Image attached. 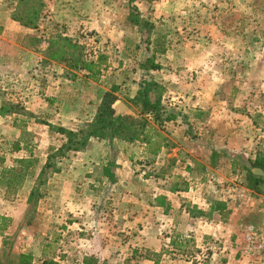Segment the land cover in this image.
Masks as SVG:
<instances>
[{"label": "rangeland", "instance_id": "1", "mask_svg": "<svg viewBox=\"0 0 264 264\" xmlns=\"http://www.w3.org/2000/svg\"><path fill=\"white\" fill-rule=\"evenodd\" d=\"M212 24L216 30H212ZM214 34L231 36L227 44L232 54L223 56L220 51L221 57L216 60L218 78L212 81L258 79L264 85V75L255 71L248 79L247 74L240 77L235 68L239 60L238 64L241 61L264 69V0H0V214L12 219L0 233V264H13L20 253L32 254L34 264L52 257L59 264H255L242 253L241 245L245 226L261 218L258 203L264 195V181L252 176L251 170L259 169L255 161L264 155V90L254 92L251 103L228 107L240 127L259 138L253 141L257 145L252 155L242 156L244 164L237 160L230 180L220 182L206 175L208 184L221 190L227 208L236 212L240 232L230 238V245L208 239L198 247L197 238H181L168 230L161 234L165 245L160 250L142 243L145 229L142 222H135L129 215L134 202L127 184L118 187L92 181L78 186L75 192L76 199H85L79 201L85 205L61 203L69 187L58 193L52 181L65 165H73L69 154L89 149L93 138L82 151L56 156L40 174L49 155L66 142L62 129L69 128L49 122L50 117L44 115L50 113L35 116L25 105L34 103L42 93V75L34 73L40 63L55 64L60 75L68 77L84 71L82 80L91 82L93 97L99 96L101 81L108 91H115L118 100H123L120 96L125 98L131 113L124 115L134 120L125 125L124 135H139L152 122L163 125L169 121L165 120L168 115L176 117L175 110L164 102L169 89L160 78L162 67L172 69L175 55L182 53L181 60L191 63L193 58L204 70L209 62L208 42H212ZM221 45L224 47L223 42ZM193 50L201 51V57L189 52ZM170 51L175 54L166 57ZM246 51L248 55L243 58ZM163 73L174 77L169 71ZM194 73L184 80L197 79ZM149 78L163 87L161 120L134 100L140 82ZM198 79L207 82L208 76ZM166 81L175 84L174 78ZM217 93L222 96L224 91ZM36 131L46 132L48 139L44 143L47 140L48 145L37 148L41 140ZM47 148L48 152L43 153ZM31 156L39 159L38 168L22 185L8 186L10 175H4L3 169L15 167L17 159ZM80 168L82 178L87 172ZM94 176L99 178V170Z\"/></svg>", "mask_w": 264, "mask_h": 264}, {"label": "crops", "instance_id": "2", "mask_svg": "<svg viewBox=\"0 0 264 264\" xmlns=\"http://www.w3.org/2000/svg\"><path fill=\"white\" fill-rule=\"evenodd\" d=\"M212 30H216L214 25ZM213 37L212 42H208L206 53L209 62L204 70L193 58L191 63L181 60L182 53L175 55L176 65L172 69L166 66L161 69L160 78L169 89L164 102L170 104L177 113L173 120L165 121L163 125L152 122L134 140L93 138L89 149L69 154L70 160L71 157L75 160L73 165H65L52 181L58 193L69 187V193L62 196L61 203L85 205L79 203L85 199L79 196L76 199L75 192L78 186L90 185L92 181L98 180L99 185L116 184L118 187L127 184L134 202L129 215L135 222H142L145 229L142 243L146 247L160 250L165 245L161 234L168 230H174L181 238H197L198 247L208 239L215 242L221 240L230 245V238L240 232L236 224V212L227 208L221 190L210 186L206 177L211 176L220 182L230 180L233 178L231 168L238 166L237 160L244 164L242 156L248 158L252 155L257 145L253 141L258 142L259 138L252 137L244 127H240L239 122L232 117L233 110L228 107L255 100L254 92L264 90V85L258 79L234 83L230 80L224 83L212 81L218 78L220 69L217 68L216 60L221 57L220 51L223 56L232 54L227 44L231 36L224 34L219 37L214 34ZM220 46L223 50H218ZM189 52L197 58L201 57V51ZM172 54L175 53L170 51L166 57ZM247 55L248 51L243 58ZM238 61L235 68L240 77L241 74H247L250 79V74L255 71L258 75H264L263 67L247 66L241 61L238 64ZM165 71L174 77H168L163 73ZM39 72L44 83L40 88L42 93L34 103L25 102L26 109L35 116L40 112L50 113L44 115L50 117L47 119L49 122L59 123L69 129H76L91 121L104 93L109 90L99 81V96L93 97L91 82L82 80L84 71L78 76L68 77L60 75L59 67L55 64L43 66L40 63L39 69L34 70L35 74ZM190 72L197 73V79L184 80ZM205 75L208 81L199 82V76ZM171 78H174L175 84L167 83L166 80ZM221 89L224 91L222 96L217 93ZM234 91L237 94L231 97ZM183 93L185 95L182 97ZM120 98L125 100L123 96ZM219 107L223 110H219ZM38 117L41 118L40 115ZM39 134L41 143L37 148L48 145L47 140L44 143V139H48L46 132ZM45 152H48V148ZM24 153L28 156L26 151ZM79 159H83V162L78 163ZM80 166L87 172L82 178L79 176L82 173ZM98 170L99 178L93 179ZM138 186L142 189L138 190Z\"/></svg>", "mask_w": 264, "mask_h": 264}, {"label": "trees", "instance_id": "3", "mask_svg": "<svg viewBox=\"0 0 264 264\" xmlns=\"http://www.w3.org/2000/svg\"><path fill=\"white\" fill-rule=\"evenodd\" d=\"M134 1V0H132ZM155 54V53H154ZM155 56V55H154ZM153 56V57H154ZM158 68V65L154 66ZM163 90L160 83L153 81V79H143L140 82V89L137 92L135 101H140L145 112L155 113V119L161 120L163 105L160 97ZM153 95L155 97H153ZM118 100L115 91H107L97 109V112L92 121L85 123L79 129H62L66 135V142L55 152H52L47 161L41 167L40 174L52 164V159L56 156L64 155L69 151H82L86 149L92 138L113 140L115 138H123L127 140H134L139 135L129 137L124 135V127L126 124L134 120L131 115L115 116L114 103ZM175 118L174 114L165 117V120ZM18 165L15 167L5 168L2 173L10 175L8 179V186L17 187L23 184L26 177L32 173L39 166V159L35 157L17 159ZM261 169L262 173L254 172L251 174L254 177L264 181V155L259 156L255 161V168ZM55 169L54 171H58ZM108 172V171H107ZM39 174V175H40ZM12 219L0 214V233H3L10 225ZM13 264H34V257L30 253H20L17 260ZM42 264H59L53 257L45 258ZM128 264V263H126Z\"/></svg>", "mask_w": 264, "mask_h": 264}, {"label": "built area", "instance_id": "4", "mask_svg": "<svg viewBox=\"0 0 264 264\" xmlns=\"http://www.w3.org/2000/svg\"><path fill=\"white\" fill-rule=\"evenodd\" d=\"M260 221L245 226L241 251L255 264H264V195L259 201Z\"/></svg>", "mask_w": 264, "mask_h": 264}, {"label": "water", "instance_id": "5", "mask_svg": "<svg viewBox=\"0 0 264 264\" xmlns=\"http://www.w3.org/2000/svg\"><path fill=\"white\" fill-rule=\"evenodd\" d=\"M114 109H115V116H120V115H124V114H130L131 113V107L126 104L123 100H117L114 105H113ZM258 170V173H262L261 169H256ZM256 170L254 172H256Z\"/></svg>", "mask_w": 264, "mask_h": 264}]
</instances>
